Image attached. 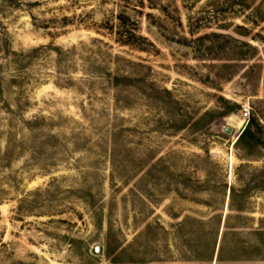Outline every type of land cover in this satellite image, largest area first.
<instances>
[{
    "label": "rangeland",
    "instance_id": "1",
    "mask_svg": "<svg viewBox=\"0 0 264 264\" xmlns=\"http://www.w3.org/2000/svg\"><path fill=\"white\" fill-rule=\"evenodd\" d=\"M0 264H264V0H0Z\"/></svg>",
    "mask_w": 264,
    "mask_h": 264
},
{
    "label": "trees",
    "instance_id": "2",
    "mask_svg": "<svg viewBox=\"0 0 264 264\" xmlns=\"http://www.w3.org/2000/svg\"><path fill=\"white\" fill-rule=\"evenodd\" d=\"M253 122H254V118L252 117V118L249 119V123H248L247 126L244 128V130L242 131V133H241V135L239 136V138L245 136V135L249 132L250 127H251V125L253 124Z\"/></svg>",
    "mask_w": 264,
    "mask_h": 264
},
{
    "label": "built area",
    "instance_id": "3",
    "mask_svg": "<svg viewBox=\"0 0 264 264\" xmlns=\"http://www.w3.org/2000/svg\"><path fill=\"white\" fill-rule=\"evenodd\" d=\"M248 114H249V110H248V108H247V107L243 108V109H242V117H243L244 119H247V118H248Z\"/></svg>",
    "mask_w": 264,
    "mask_h": 264
},
{
    "label": "water",
    "instance_id": "4",
    "mask_svg": "<svg viewBox=\"0 0 264 264\" xmlns=\"http://www.w3.org/2000/svg\"><path fill=\"white\" fill-rule=\"evenodd\" d=\"M229 129H227V131H228Z\"/></svg>",
    "mask_w": 264,
    "mask_h": 264
}]
</instances>
